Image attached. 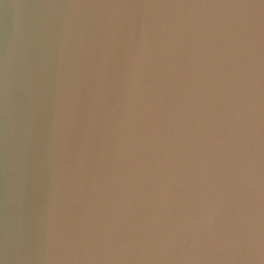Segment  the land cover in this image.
I'll list each match as a JSON object with an SVG mask.
<instances>
[{
  "label": "clouds",
  "instance_id": "9594fccd",
  "mask_svg": "<svg viewBox=\"0 0 264 264\" xmlns=\"http://www.w3.org/2000/svg\"><path fill=\"white\" fill-rule=\"evenodd\" d=\"M0 264H264V0H0Z\"/></svg>",
  "mask_w": 264,
  "mask_h": 264
}]
</instances>
